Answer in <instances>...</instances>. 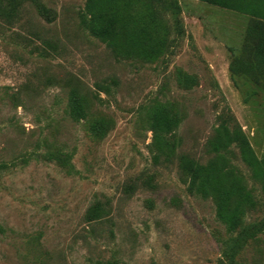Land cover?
Returning a JSON list of instances; mask_svg holds the SVG:
<instances>
[{"label":"rangeland","instance_id":"1","mask_svg":"<svg viewBox=\"0 0 264 264\" xmlns=\"http://www.w3.org/2000/svg\"><path fill=\"white\" fill-rule=\"evenodd\" d=\"M178 1L184 28L150 60L93 36L87 0L26 1L0 19V264H219L240 230L190 188L184 158L250 194L242 228L264 220V179L235 145L208 148L240 128L264 156V96L230 70L250 17ZM159 111L174 122L166 134ZM233 264H264V232Z\"/></svg>","mask_w":264,"mask_h":264},{"label":"trees","instance_id":"2","mask_svg":"<svg viewBox=\"0 0 264 264\" xmlns=\"http://www.w3.org/2000/svg\"><path fill=\"white\" fill-rule=\"evenodd\" d=\"M26 1L0 0V19L10 21L18 15ZM203 2L232 9L250 17L244 43L233 53L230 66L232 80L240 85L251 84L252 96H264V0H202ZM83 26L100 39L118 58H142L150 60L159 56L173 33L183 30L178 0H87L81 15ZM82 108L75 103L74 116L82 117ZM174 125L164 111L153 119L157 133L166 134ZM235 145L243 161L254 174L264 179V156H257L245 132L240 128L224 127L208 142L212 152L227 151ZM180 168L192 190L205 195L212 193L218 200V215L230 230H240L237 238L228 241L224 260L219 264H233L238 253L249 239L264 232V220L242 228L243 209L247 200H252L244 188L223 190L215 183L214 170L184 158ZM232 200L237 201L230 208Z\"/></svg>","mask_w":264,"mask_h":264}]
</instances>
